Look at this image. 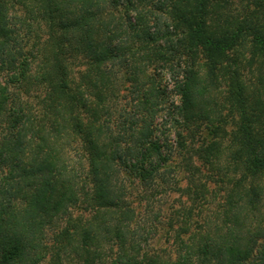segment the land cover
<instances>
[{"label":"trees","instance_id":"1","mask_svg":"<svg viewBox=\"0 0 264 264\" xmlns=\"http://www.w3.org/2000/svg\"><path fill=\"white\" fill-rule=\"evenodd\" d=\"M26 1L45 21L41 39L31 24L21 35V19L8 14ZM119 6L0 0V264H264V101L222 66L245 41L264 66V0L229 16L208 0H173L165 30L157 16L148 26L145 14L125 4L117 13ZM30 36L34 51L25 52ZM171 42L190 62L200 54L208 69L229 77L233 131L221 128L223 115L204 142L185 144L177 133L173 146L165 127L195 122L197 96L185 78L174 85L177 103L166 104L160 72L147 76L150 87L120 115L121 130L109 126L124 89L118 70L131 68L138 86L137 64L169 66L175 48L168 54L162 45ZM166 71L176 74L171 65ZM31 85L43 89L35 102ZM159 187L182 199L167 216L174 247L167 254L149 250L152 224L140 216ZM206 205L213 208L203 216Z\"/></svg>","mask_w":264,"mask_h":264},{"label":"rangeland","instance_id":"2","mask_svg":"<svg viewBox=\"0 0 264 264\" xmlns=\"http://www.w3.org/2000/svg\"><path fill=\"white\" fill-rule=\"evenodd\" d=\"M110 1V0H107ZM210 4L221 10L222 13L229 15H239L245 9V6L251 4V0H208ZM115 4H122L120 7H115V11L120 13L123 8V4L126 5L128 10H132L133 13H141L145 14L146 24L149 26L152 22L151 17L157 16L159 18L157 27L159 30H165L169 27L172 22L169 17L170 12V4L173 0H113ZM129 2L131 3L129 5ZM26 6L16 5L14 9L10 10L8 14L12 17L18 16L21 21L20 25V33L22 35V30L25 29L26 24H31L32 28L37 31V36L41 39L43 36L45 21L41 20L38 16L34 15V8H30L32 5L26 1ZM127 10V9H126ZM213 11V10H212ZM33 12V14H32ZM157 21V20H156ZM135 32V29H129V33ZM172 33H175L178 36L179 41H181L180 34L171 30ZM165 43L162 46L167 48L168 54H171L173 51V59L170 64L175 70V76L171 78L166 71L169 68L168 65L157 66L155 69L148 65L145 62H140L137 64L136 69L138 68L140 74H142L141 81L138 80V86H134V82L132 81V73L133 70L124 68H120L118 70V79L121 82V87L124 88L122 91L117 92V99L114 105V109L112 111V116L109 121V126L112 127L114 133L116 131L121 130V125L119 124L120 115H126L131 109L133 104L132 100H137L138 96L144 94V89H148L150 84L146 81L147 76L151 78V76L155 75V73H159L162 75V80L159 84H163L165 87L164 96L166 100V104H170L172 100L174 103H177V98L173 99V96H179L177 93V89L174 88L175 84H182L185 78H189L188 82L190 83V90L194 96H197L196 100V109L199 111L197 120L192 124L183 127V124H179L180 126L170 125L165 127V136H167L172 145H175V135L177 133H181L182 142L190 145H199L209 138V133L212 131L214 127L217 125V118L219 116L225 115V119L227 118V124L223 128L225 131L231 132L236 127V121L231 118L234 117L237 120V116L234 114L227 115V103L226 96L230 83L229 77L227 75L223 76V74L219 71L210 70L206 67L205 62L200 54L194 55V59L190 62L189 56L190 53L183 49L181 44H177L178 48H175L173 45ZM22 48L25 52H29L31 50L34 51L35 42L31 38H24ZM172 49L175 48L173 51ZM33 48V49H32ZM228 60L223 63V67H225V71L227 74L229 72H235L238 74L240 80L243 85L247 87V89L254 94H258L259 98L264 101V66L261 64L259 57L256 54H253L250 51L248 41H245L240 46H236L234 50L228 53ZM34 59H30V75L36 70ZM34 62V63H33ZM39 63V61H37ZM73 75L77 78L78 71H82V62L80 58H76L71 62ZM5 77V76H4ZM37 85V84H36ZM36 85H31L29 89L31 98L33 102L42 97L43 89L41 87H37ZM36 98V99H34ZM166 114V112L164 113ZM163 119H165L163 117ZM168 120V119H167ZM158 121H161L160 119ZM170 121V120H169ZM169 124V122L167 123ZM222 125V123H221ZM119 127V129L117 128ZM76 143V142H75ZM73 143V145L75 144ZM115 163V162H114ZM198 164V163H196ZM205 167V168H204ZM202 170L206 172L207 166H204ZM85 176L82 173V177ZM176 179H182L181 174H176L174 176ZM136 179L134 181V189L137 188ZM138 182V181H137ZM148 199L143 200L142 208L140 216L146 221V224H152L151 235L149 236V250H154L158 252H165L166 254L174 249L171 246L172 237H169L168 242L166 241V226H167V216L171 209V206L178 205L179 201H182L180 197L176 194H160V187L156 189V191H151V195ZM152 200V201H150ZM145 202H148L150 205L149 208H145ZM150 202V203H149ZM203 216L208 214L207 212L212 210L213 206L206 205L203 207ZM202 208V209H203ZM78 208H74L73 215L76 216L78 212ZM66 213L62 215V218L66 217ZM89 216V215H88ZM141 218V217H140ZM201 219V218H200ZM64 223V222H63ZM260 229H264V222L258 226ZM113 250H116L114 248ZM115 252V251H114ZM256 253V252H255ZM73 257V256H72ZM68 259V262L72 258Z\"/></svg>","mask_w":264,"mask_h":264}]
</instances>
